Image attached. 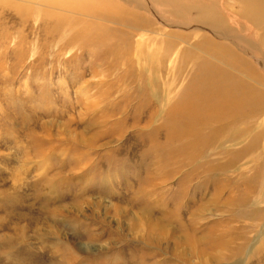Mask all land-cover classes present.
Returning a JSON list of instances; mask_svg holds the SVG:
<instances>
[{"label":"rangeland","instance_id":"obj_1","mask_svg":"<svg viewBox=\"0 0 264 264\" xmlns=\"http://www.w3.org/2000/svg\"><path fill=\"white\" fill-rule=\"evenodd\" d=\"M133 1L0 0V264H264V111L188 132L205 61L232 66L160 4L185 0Z\"/></svg>","mask_w":264,"mask_h":264},{"label":"bare ground","instance_id":"obj_2","mask_svg":"<svg viewBox=\"0 0 264 264\" xmlns=\"http://www.w3.org/2000/svg\"><path fill=\"white\" fill-rule=\"evenodd\" d=\"M224 1L225 0H220V3H218L214 0H211L209 1V3L198 5L199 2H204V0H185L184 2L179 1L180 5L178 6V8H171L173 6L172 2H166V4H164L163 2L160 3L165 11L173 15L174 18H177L175 20L176 22H180L179 25L176 24L177 27L187 28V26L191 24H193V26H195L194 24L200 25V27L198 26V28H200L201 31L204 32V34H202V40L198 41L196 45L209 49V51H207L209 52V55L211 57L215 58L216 60L222 61V63L231 65V69L233 70L231 71L226 69L219 63L214 62L215 60L211 61L212 64L209 61H205L208 66L212 67V69L215 70L213 72L206 71L204 73L205 75L203 76L204 82H209L211 80L209 82V86L206 87L207 89L204 96L206 98L205 101L200 102L198 105H192V107L190 108L192 109L191 112L187 111L188 113H183L182 110V112H179L180 119H182V121L184 122L183 127L190 133H192L191 128H194L195 124H197L198 126H202L203 124H208L210 122L212 123V121L217 124V126H215L214 128L215 131L220 130L221 132H224L230 122H238L241 118L249 116L250 114V116H252L253 112H255L254 109L257 108V105L260 106L259 111H264V90L262 89L263 85L262 87L261 85L260 87H254L253 85L248 84L246 85L243 78V76L246 77L244 72L248 70V67L252 66L253 69H251L250 71L251 74H249L248 71V75L250 77L247 76V79H249L250 81L255 80L258 83H261L263 81L261 77H264V71H260L259 67L264 70V53H260L262 47L264 46V0H242V6L237 14H232L227 9H224ZM125 2L130 5H133L135 3L133 0H125ZM220 4L223 11H220L218 8ZM136 5L141 7L140 4ZM158 13H160L159 10ZM152 14L155 13L152 12ZM192 14H194V16H192ZM156 16L160 17V15ZM240 19H242L243 22L240 21ZM239 23L247 24L249 28H252V26H254L256 28H259V30H262L263 34L261 42L255 41V44L251 45L249 41H245L246 38L238 36L237 34L233 35V31L235 29L239 30ZM129 24L130 26L134 25L138 27L148 25L149 23L145 20H142V18L137 17L135 19H131ZM233 24L234 27H232ZM181 37L182 35H177L178 40L181 39ZM184 38L185 35L183 36V39ZM243 42H245L247 45L243 44ZM171 52L172 49H168L162 57L166 58L168 55H170ZM259 55L260 57H257ZM242 56L248 59L242 58ZM249 57L251 59L253 58V60L250 61L251 63L249 62ZM204 68L206 70V67H202V70ZM225 73L228 75H225ZM261 73H263L262 76ZM240 77L243 78L242 81ZM218 90H223L224 93L222 96L217 95L216 92ZM201 94H203V92H201ZM194 109L196 110L194 111ZM181 129L183 131L182 125ZM249 134H251V132ZM232 135L233 136L231 137V139H221L219 145H217L218 143H216L214 140L209 142L208 146L213 147L211 149V153L214 150L216 151L217 149L221 148H223L224 150L226 142H231L233 139L237 141L241 137L245 136V134H241L239 131L235 132ZM258 137L259 135L256 138L254 137V143L257 142ZM198 146L195 147L198 148ZM236 163L237 160L232 159L227 162V165L234 167ZM242 200L246 202L248 198L244 197V199Z\"/></svg>","mask_w":264,"mask_h":264}]
</instances>
